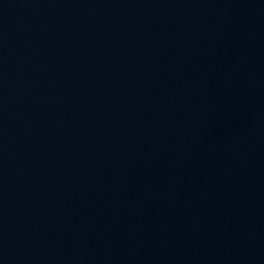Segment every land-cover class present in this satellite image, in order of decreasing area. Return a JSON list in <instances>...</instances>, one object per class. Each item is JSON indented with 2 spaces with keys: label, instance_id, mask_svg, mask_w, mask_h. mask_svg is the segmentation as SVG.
<instances>
[{
  "label": "water",
  "instance_id": "water-1",
  "mask_svg": "<svg viewBox=\"0 0 264 264\" xmlns=\"http://www.w3.org/2000/svg\"><path fill=\"white\" fill-rule=\"evenodd\" d=\"M0 264H264V0H0Z\"/></svg>",
  "mask_w": 264,
  "mask_h": 264
}]
</instances>
